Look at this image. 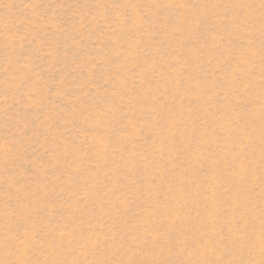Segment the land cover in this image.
Wrapping results in <instances>:
<instances>
[{
	"label": "rangeland",
	"instance_id": "1",
	"mask_svg": "<svg viewBox=\"0 0 264 264\" xmlns=\"http://www.w3.org/2000/svg\"><path fill=\"white\" fill-rule=\"evenodd\" d=\"M0 264H264V0H0Z\"/></svg>",
	"mask_w": 264,
	"mask_h": 264
}]
</instances>
